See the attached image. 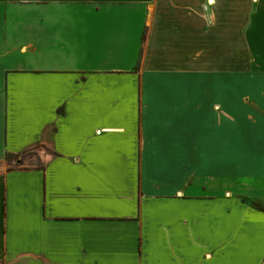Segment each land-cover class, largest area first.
<instances>
[{
    "label": "crops",
    "instance_id": "obj_1",
    "mask_svg": "<svg viewBox=\"0 0 264 264\" xmlns=\"http://www.w3.org/2000/svg\"><path fill=\"white\" fill-rule=\"evenodd\" d=\"M264 0H0V264H264Z\"/></svg>",
    "mask_w": 264,
    "mask_h": 264
},
{
    "label": "rangeland",
    "instance_id": "obj_2",
    "mask_svg": "<svg viewBox=\"0 0 264 264\" xmlns=\"http://www.w3.org/2000/svg\"><path fill=\"white\" fill-rule=\"evenodd\" d=\"M250 202H252V200L254 202H256L259 206H263L264 205V200H260V199H249Z\"/></svg>",
    "mask_w": 264,
    "mask_h": 264
},
{
    "label": "trees",
    "instance_id": "obj_3",
    "mask_svg": "<svg viewBox=\"0 0 264 264\" xmlns=\"http://www.w3.org/2000/svg\"><path fill=\"white\" fill-rule=\"evenodd\" d=\"M252 205H255V206H257V207H264V205L263 206H259L256 202H254L253 200H252V202H250Z\"/></svg>",
    "mask_w": 264,
    "mask_h": 264
}]
</instances>
